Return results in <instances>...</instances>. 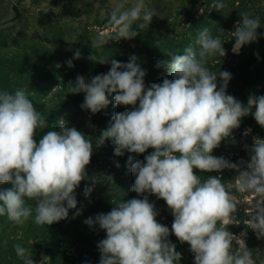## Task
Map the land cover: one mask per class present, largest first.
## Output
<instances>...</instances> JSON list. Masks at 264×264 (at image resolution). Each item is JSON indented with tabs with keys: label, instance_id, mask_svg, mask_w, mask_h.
Wrapping results in <instances>:
<instances>
[{
	"label": "clouds",
	"instance_id": "clouds-1",
	"mask_svg": "<svg viewBox=\"0 0 264 264\" xmlns=\"http://www.w3.org/2000/svg\"><path fill=\"white\" fill-rule=\"evenodd\" d=\"M126 3L124 0L110 13L109 32L116 42L134 39L156 16L144 0H135L128 7ZM211 7L222 10L223 0H213ZM260 27L259 17L240 13L234 31L229 32L235 41L232 52L238 54L243 46L257 42ZM109 42L98 36L91 49H103ZM223 44L220 36L213 37L203 27L182 54L168 51L167 59L157 62L156 67L167 71L171 79L146 87L145 73L133 55L127 63L112 59L109 71L90 82L78 76L68 88L71 94H85L81 107L92 114L108 105L107 95H113L116 106H132L131 111L115 113L95 143L99 147L110 140L115 156L124 150L143 154L152 149L143 161L132 163L129 158L135 177L131 191L138 196L151 193L165 202L174 218L171 234L190 246L194 264H256L254 252L258 250L246 246L247 233L236 236L228 228L241 222L236 194H244L252 199L243 223L257 239H264V139L253 137L251 146H245L247 161L232 163L212 153L250 113L264 128V96L249 95L244 105L226 94L231 74L208 67L210 60L226 55ZM80 55L77 50L72 59ZM88 59L104 64L109 58L98 60L92 51ZM66 63L73 66L72 60ZM45 129L46 119L26 90H0V185L12 186L0 191V216L16 225L31 219L37 226L47 227L66 219L68 211L77 206L74 192L86 179L93 140L61 120L58 130H47L37 143V131ZM194 169L201 173L227 169L237 175L226 184L219 176L201 179ZM105 179L113 183L111 176ZM92 190L86 187L85 197ZM112 203L108 213L85 221L106 233L97 245L99 264H178L181 254L168 240L169 228L157 222L158 213L147 196ZM13 249L23 264H34L31 250L18 243Z\"/></svg>",
	"mask_w": 264,
	"mask_h": 264
},
{
	"label": "rangeland",
	"instance_id": "rangeland-1",
	"mask_svg": "<svg viewBox=\"0 0 264 264\" xmlns=\"http://www.w3.org/2000/svg\"><path fill=\"white\" fill-rule=\"evenodd\" d=\"M122 2L124 0H0V90H26L43 113L48 129L37 131V143L47 130H58L61 120L93 140L86 179L74 192L77 206L68 211L66 219L41 227L31 219L16 225L6 216H0V264H23L13 249L17 243L32 251L34 264H41V261L42 264H99L97 245L106 233L97 224L89 226L85 221L89 218L95 221L98 214L108 213L114 206L112 202L152 195L138 196L131 191L135 177L128 164L130 157L132 163L143 161L152 149L143 154L124 150L121 156H115V146L110 140L99 147L95 143L102 131L110 126L113 115L131 111L132 106H116L113 95H107L109 103L98 113L82 109L85 94H71L68 88L75 85L78 76L90 82L92 77L109 71L112 59L127 63L135 55L145 73V86L162 83L164 78L172 77L163 68H157V62L167 59L168 51L182 54L186 46L194 44L197 31L208 27L213 37L220 36L224 42L226 55L213 58L208 67L212 71L231 74L226 94L244 105L249 95L264 96V0H223L224 8L219 11L211 7L213 0H144L156 11V16L134 39L116 42L109 32L108 21L113 8ZM134 2L127 0L125 6ZM242 12L260 18L261 27L257 29L260 38L234 54L235 41L229 32L234 31ZM188 24L192 28L182 27ZM98 36L111 42L103 49H91V42ZM77 50L80 58L72 59ZM92 51L98 60L109 58L108 62L90 61L88 57ZM68 60H72V67H68ZM57 64L61 67L56 68ZM217 84L219 87V79ZM253 137L264 139V128L250 113L241 118L240 127L233 130L232 137L221 142L212 155L232 163L247 161L249 154L245 146H251ZM194 172L201 179L219 176L226 184L237 175L227 169L220 173H201L196 169ZM108 176L112 177L113 183L105 179ZM11 187V184L0 185V191ZM86 187L93 189L88 197L84 195ZM236 195L240 200L237 218L241 222L230 225L228 230L236 236L246 232V246L258 250L254 252L256 264H264V239H257L243 223L249 216L252 198L240 193ZM28 203L34 205L33 201ZM159 211L157 222L167 226L170 232L171 225L168 224L174 219L170 210L161 205ZM77 212L80 214L76 215ZM168 240L181 254L178 264H194V254L188 244H181L173 234Z\"/></svg>",
	"mask_w": 264,
	"mask_h": 264
},
{
	"label": "trees",
	"instance_id": "trees-1",
	"mask_svg": "<svg viewBox=\"0 0 264 264\" xmlns=\"http://www.w3.org/2000/svg\"><path fill=\"white\" fill-rule=\"evenodd\" d=\"M148 201L154 205L155 210H156L157 212H161V211H159L161 205H162V206H167L163 200L157 199V197H155L154 195H150V196H148ZM157 218H158V215H157L156 219H157ZM168 225H172V224L169 223ZM169 235H172V234H171V231H170V234H169Z\"/></svg>",
	"mask_w": 264,
	"mask_h": 264
}]
</instances>
